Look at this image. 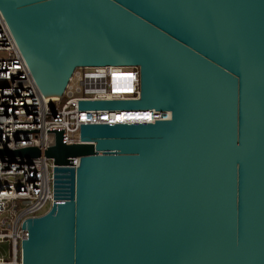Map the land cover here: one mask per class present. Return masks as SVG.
I'll return each mask as SVG.
<instances>
[{"label": "water", "instance_id": "obj_1", "mask_svg": "<svg viewBox=\"0 0 264 264\" xmlns=\"http://www.w3.org/2000/svg\"><path fill=\"white\" fill-rule=\"evenodd\" d=\"M44 98L76 69L137 67L153 123L82 125L63 203L25 223L22 264H264V0H0ZM3 154L39 156L25 148Z\"/></svg>", "mask_w": 264, "mask_h": 264}, {"label": "built area", "instance_id": "obj_2", "mask_svg": "<svg viewBox=\"0 0 264 264\" xmlns=\"http://www.w3.org/2000/svg\"><path fill=\"white\" fill-rule=\"evenodd\" d=\"M75 81L74 85L73 82ZM137 67L76 69L61 97L44 98L36 87L0 13V264H22L25 223L64 202L65 178L55 168L76 169L79 158L57 166L44 155L54 146V131L65 144L80 143L82 125L153 123L169 119L155 111L82 110L81 101L137 100ZM149 113L150 120H118L119 113ZM166 115V116H164ZM25 148L39 156L3 154ZM50 208L43 213L45 206Z\"/></svg>", "mask_w": 264, "mask_h": 264}, {"label": "bare ground", "instance_id": "obj_3", "mask_svg": "<svg viewBox=\"0 0 264 264\" xmlns=\"http://www.w3.org/2000/svg\"><path fill=\"white\" fill-rule=\"evenodd\" d=\"M167 117H170V114H166ZM164 115V116H166ZM151 118V114L149 113H128V112H124V113H119L117 115V119L118 120H127V119H139V120H143V119H147L150 120Z\"/></svg>", "mask_w": 264, "mask_h": 264}, {"label": "rangeland", "instance_id": "obj_4", "mask_svg": "<svg viewBox=\"0 0 264 264\" xmlns=\"http://www.w3.org/2000/svg\"><path fill=\"white\" fill-rule=\"evenodd\" d=\"M74 83H75V81L73 82V85H74ZM49 208H50V205L47 204V205L45 206L44 210H43V213H46V212L49 210Z\"/></svg>", "mask_w": 264, "mask_h": 264}]
</instances>
